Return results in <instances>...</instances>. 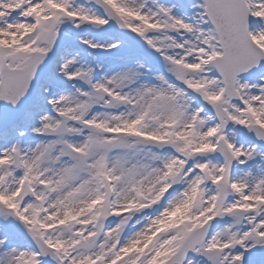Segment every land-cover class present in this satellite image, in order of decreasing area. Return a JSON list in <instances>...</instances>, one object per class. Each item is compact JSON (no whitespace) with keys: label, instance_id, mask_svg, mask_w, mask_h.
<instances>
[{"label":"snow or ice","instance_id":"6c2138e0","mask_svg":"<svg viewBox=\"0 0 264 264\" xmlns=\"http://www.w3.org/2000/svg\"><path fill=\"white\" fill-rule=\"evenodd\" d=\"M0 264H264V0H0Z\"/></svg>","mask_w":264,"mask_h":264}]
</instances>
